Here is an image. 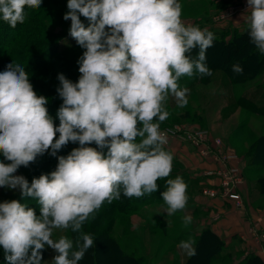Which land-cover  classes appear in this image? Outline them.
Wrapping results in <instances>:
<instances>
[{
	"label": "clouds",
	"instance_id": "obj_1",
	"mask_svg": "<svg viewBox=\"0 0 264 264\" xmlns=\"http://www.w3.org/2000/svg\"><path fill=\"white\" fill-rule=\"evenodd\" d=\"M246 3L250 43L264 54V0ZM41 4L0 0V19L15 28L25 22L26 8ZM67 9L69 35L84 51L77 82L58 75V126L46 107L48 98L36 93L23 65L12 62L0 72V154L6 161L0 162V188L31 198L40 213L21 200L0 202L6 264H46L47 249L56 253L53 264H79L94 246L83 225L105 202L121 194H152L159 190L157 181L170 176L174 155L166 150L168 137L160 125L170 115L169 97L179 108L189 103L190 90L180 86L181 77L212 75L206 53L215 35L186 25L179 0H67ZM232 71L244 69L233 64ZM69 143L79 146L58 156ZM46 153L58 160L54 171L31 183L16 174ZM187 188L181 176L166 180L160 195L169 216L185 209ZM183 222L189 225L191 216ZM56 230L79 236L53 239ZM193 244L189 239L179 247L193 257Z\"/></svg>",
	"mask_w": 264,
	"mask_h": 264
},
{
	"label": "rangeland",
	"instance_id": "obj_2",
	"mask_svg": "<svg viewBox=\"0 0 264 264\" xmlns=\"http://www.w3.org/2000/svg\"><path fill=\"white\" fill-rule=\"evenodd\" d=\"M179 2L182 5L181 19L184 23L186 25L192 23L191 25L203 29L204 23L209 18L205 16L199 18L197 14L195 15L197 7L194 3L189 4L188 0H179ZM200 3L198 2L196 6ZM25 11L27 13L25 22L18 23L15 28L0 19V72L12 62L23 65L36 93L48 98L49 102L46 107L58 126L59 120L56 114L62 104V99L56 91L59 87V80H53L52 77L60 74L61 71L63 74L64 71L70 70L64 64L71 62L73 52L67 51L59 54V51L75 41L69 35L71 21L63 19L68 11L67 0H42L41 7L26 8ZM81 20L87 26L88 21L84 17H81ZM8 49L16 51L22 57L15 61L7 59L3 52ZM45 50H48L46 53L50 57L54 56L55 52L57 54L51 65L37 67L45 60L42 56H38ZM66 73H64L65 76ZM77 73L72 75L74 78L69 77L71 81H78L80 73L79 71ZM220 73L213 80L211 76L207 84L202 83L203 77L199 74L193 75L197 77L195 81L187 76L181 77L180 86L190 90L189 103L186 107L179 108L175 99L169 97L166 109L170 115L166 121L161 123L160 130L175 125H185L190 129L208 130L214 138H220L226 150L233 151L241 159L244 177L243 207L238 209L232 204L224 203L220 198L205 196L203 191L206 188L218 187L216 178L205 174L208 169H211L212 164L209 160L202 159L197 150L190 145L173 140L166 145V150L174 155L172 172L166 179L181 176L186 182L188 202L185 209L171 216L167 214V206L160 195L166 190V185L159 188L157 192L145 194L140 198H128L121 194L119 200H114L111 204L105 202L94 213L95 218H89L85 222L83 232L90 233L95 239L100 231L105 230L106 234L116 239L126 253L141 256L145 264H182L188 255L179 247L181 241L189 239L195 241L194 235L197 236L204 229H211L216 234L215 224L225 219L230 213L245 209L246 201L253 206L264 208V189L258 184V178L264 177V147L253 149L256 150V158L261 164L252 163V158L248 156V152H252V146L264 137V113L259 114L240 106L246 104L245 99L252 97L257 106L264 107V68L253 79L243 83L233 82L228 77L224 80ZM242 97V101L239 102ZM78 146V144L70 143V146L60 150V155L66 156ZM92 146L95 147V145ZM0 162H6L2 154H0ZM56 162L58 163L57 158ZM254 166L259 173L251 172ZM29 171L30 165L27 168H19L16 174L25 176L31 183L35 176L31 177ZM13 199L27 203L29 207L36 210L37 215L40 214L38 204L31 198L21 199L18 190L0 188V202ZM128 203L130 204L126 206ZM217 211L222 212L223 217L219 221H214L211 217ZM241 214L245 217L247 213L242 212ZM185 216L192 218V222L187 226L183 222ZM92 229L95 230L92 231ZM251 229L257 230L259 232L257 235H259L264 234V228L254 224L250 226L248 232L249 237L259 246L260 258L264 261L261 241L252 235ZM61 235H66L71 239L73 236H79L78 233H72L70 230H56L53 239ZM243 239L245 238L237 235L227 244L220 238L219 253L209 260V264H246L249 262L255 253L251 247L244 245ZM99 245L102 248L101 251L99 249V264H111L104 238L100 240ZM46 251V264H53L52 258L56 253L51 249ZM0 264H6L2 247H0Z\"/></svg>",
	"mask_w": 264,
	"mask_h": 264
},
{
	"label": "trees",
	"instance_id": "obj_3",
	"mask_svg": "<svg viewBox=\"0 0 264 264\" xmlns=\"http://www.w3.org/2000/svg\"><path fill=\"white\" fill-rule=\"evenodd\" d=\"M248 26L241 32L235 33L232 35L229 41L225 40V35H217L215 36V40L213 42V47L207 50L206 56L207 60L206 63L208 67L212 70V75L216 72H223L231 81L236 83H243L245 81H249L253 79L257 73H259L264 68V54H261L253 44L250 43V37L248 35ZM76 42V41H74ZM72 43L68 47L59 51V54H63L67 51L73 52V57L71 62H67L66 65L70 70L64 71L66 73V78L72 77L74 74H78V59L83 54L82 51L84 49L80 48L77 43ZM50 46V45H49ZM48 46V47H49ZM47 47V48H48ZM199 50L195 49L191 53L193 57L197 54ZM45 52V53H44ZM46 52L48 50L43 51L38 56H42L45 60L37 67L51 65L55 55L57 52L54 53V56L50 57ZM3 54L7 59H11L15 61L16 59H20L19 53L16 51H12L8 49V51H4ZM233 64H240L244 71L243 74H236L232 71ZM62 73V71H61ZM60 73V74H61ZM63 73V74H64ZM58 75L53 76L54 79H58ZM211 75V76H212ZM211 76H203L202 83L207 84L210 81ZM191 80L195 81L197 77L192 76L190 77ZM71 80V78H69ZM74 80V79H73ZM243 97L239 100L242 101ZM246 100L245 105H240L246 109L254 111L256 113H264L263 106H257L252 97H249ZM49 111V109H48ZM72 145V144H71ZM70 146V143L66 146ZM264 147V137L260 138L253 146L252 152H248V156L252 158L253 162L257 165L261 164L260 161L256 158V150H253L254 147ZM65 148V147H64ZM61 153L60 151L57 153L59 156ZM247 155V154H246ZM57 165L56 157H52L49 154H44L43 156L37 157L36 161L30 164V171L29 174L31 177L38 178L40 173L48 174L55 170ZM255 165V164H254ZM255 167V166H254ZM256 168V167H255ZM252 168L251 172L254 174L259 173L258 169ZM166 178L160 179L157 181L159 188L166 185ZM258 184L261 185V188L264 189V177L258 178ZM263 186V187H262ZM32 204V203H31ZM37 204V203H36ZM128 203L126 206H128ZM94 222V221H92ZM95 229H92V231ZM86 233V232H85ZM90 234V233H88ZM91 235V234H90ZM194 241V248L196 249V255L193 257H188L183 264H209V260L219 253L218 246L221 242L220 238L213 232L211 229H204L200 234L195 236ZM78 236H73L72 239H76ZM104 238L105 242L108 246L109 251V260L111 264H145L144 259L141 256H137L134 253H126L120 246L119 243L116 241L115 238L110 237V234H106L105 230L100 231L98 236L94 239V246L88 250L85 254V257L79 262V264H99L100 257H99V249L102 250L101 246L99 245L100 240ZM100 246V247H99ZM47 251L43 253L44 260L46 261ZM246 264H264V261L258 255H252L250 261Z\"/></svg>",
	"mask_w": 264,
	"mask_h": 264
},
{
	"label": "built area",
	"instance_id": "obj_4",
	"mask_svg": "<svg viewBox=\"0 0 264 264\" xmlns=\"http://www.w3.org/2000/svg\"><path fill=\"white\" fill-rule=\"evenodd\" d=\"M245 8L241 4L234 5L230 7L227 17L235 15ZM162 132L167 134L168 144L173 140L186 143L197 150L202 159H207L212 164L211 169H208L205 174L206 176H214L218 181V187L206 188L203 191L205 196L214 199L220 198L224 203L232 204L238 209L243 207L244 177L241 159L233 151L226 150L220 138H214L208 130L190 129L185 125L167 127ZM222 215V212L217 211L211 218L214 221H219L222 219ZM251 231L252 235L261 241L264 259V234L257 235L259 232L255 229H251Z\"/></svg>",
	"mask_w": 264,
	"mask_h": 264
},
{
	"label": "crops",
	"instance_id": "obj_5",
	"mask_svg": "<svg viewBox=\"0 0 264 264\" xmlns=\"http://www.w3.org/2000/svg\"><path fill=\"white\" fill-rule=\"evenodd\" d=\"M188 2L189 4L194 3L195 7H197L195 15L197 14L199 18L203 16L209 18L204 23L203 28L212 31L215 36L221 34L225 35L226 41H229L233 34L243 31L248 26L247 16L249 12L246 11V0H188ZM198 2L201 3L196 6ZM239 4L245 5L246 8L235 15L227 17L230 7ZM261 71H263V69ZM219 73V71L214 73V75H212V80L215 76H218ZM220 75L226 80L227 76L225 74L223 75V73H220ZM245 209H241V211L237 213H230L225 219L217 222L214 226V231L227 244L233 240L234 236L239 235L241 238L244 237V245L248 246V248L251 247L256 255L261 256L259 246L256 244L255 240L249 237L248 232L250 226L254 224L258 225L260 228H264V208L261 209L257 206H253L246 201ZM242 212L243 214L247 213L245 217L244 215L242 217Z\"/></svg>",
	"mask_w": 264,
	"mask_h": 264
}]
</instances>
